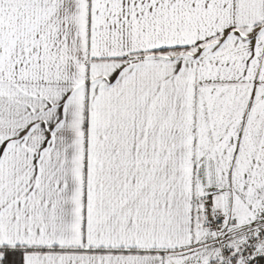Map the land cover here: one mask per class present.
Instances as JSON below:
<instances>
[{
  "label": "snow or ice",
  "instance_id": "snow-or-ice-1",
  "mask_svg": "<svg viewBox=\"0 0 264 264\" xmlns=\"http://www.w3.org/2000/svg\"><path fill=\"white\" fill-rule=\"evenodd\" d=\"M0 264H264V0H0Z\"/></svg>",
  "mask_w": 264,
  "mask_h": 264
}]
</instances>
